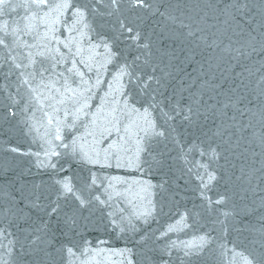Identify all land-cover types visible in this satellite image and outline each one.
Listing matches in <instances>:
<instances>
[{
    "label": "water",
    "instance_id": "95a60500",
    "mask_svg": "<svg viewBox=\"0 0 264 264\" xmlns=\"http://www.w3.org/2000/svg\"><path fill=\"white\" fill-rule=\"evenodd\" d=\"M145 3L0 7V264H264V0Z\"/></svg>",
    "mask_w": 264,
    "mask_h": 264
},
{
    "label": "snow or ice",
    "instance_id": "6c2138e0",
    "mask_svg": "<svg viewBox=\"0 0 264 264\" xmlns=\"http://www.w3.org/2000/svg\"><path fill=\"white\" fill-rule=\"evenodd\" d=\"M119 0H111V4L113 5V7H115L118 4ZM33 3L35 5V7L37 8H42V7H46L47 6V0H33ZM132 6L133 7H147L145 0H131ZM7 4V0H0V7L6 6ZM57 7H61L60 5H57ZM64 8L69 7V5L65 4L63 5ZM75 15L79 16V17H83L84 16V11L81 9H76L75 10ZM6 25H5V29H3V31H5V35H7V31H6ZM120 30H121V35L125 36V39H130L133 44L136 45V47H141V45L138 43V41L140 40V34L138 32H134V29L132 27L127 26L123 21H120ZM0 45H5V40L3 38H0ZM142 47L147 48L148 45L144 44L142 45ZM42 55V54H41ZM137 59H139V57H137ZM35 61L34 60H30L29 61V65H26L25 67L30 66L31 64H34ZM17 67H19V65H17ZM48 69L45 68L43 69V71H41L39 74L43 77L44 72H47ZM71 71V70H70ZM123 74H127L126 73V69H122L121 70V75ZM152 80V77L149 76L147 78V80L144 81V87L147 88L150 86V82ZM29 81L25 80V83H28ZM57 91H59L57 89ZM155 100V97H153V101ZM62 102V101H61ZM153 107H156L158 105H156L155 103L152 105ZM134 112L139 113V109H133ZM175 111V115H172L171 112H163V116L167 118V120H174L177 116H180L181 112L183 111V109H179L178 107H176L174 109ZM191 111V109H189V112ZM143 117L145 122L150 125L151 128V135L152 136H158L161 138L165 137V132L163 131H156V125L155 123L151 120V113L149 112L148 108H144L143 111ZM191 117L190 115H184V119L185 120H189ZM129 129L126 127L124 129L125 132H127ZM117 131H119V129L117 128ZM173 131H175V129H173ZM108 134L111 135V129L108 130ZM146 134H147V130H146ZM57 139H59V136L57 137ZM142 139L140 138L137 140V159H139V153L146 151V147L145 145L142 143ZM173 139H175V137H173ZM177 144H179V142L177 141ZM13 151H16V149H13ZM56 153H52V155H55ZM117 166H120L119 164V160L117 161ZM52 167H55V165L53 164ZM215 179L214 176H210L209 178V183L211 182V180ZM60 183V196L67 198L68 196H72L73 198H75L76 200H78L80 202V206L84 207L85 206V201L80 197V195L74 190L70 180L65 179L64 181L58 182ZM92 183L95 184L96 181L95 179L92 180ZM204 187H207V184L204 185ZM98 199V198H97ZM216 203H222V201L218 200L216 201ZM56 209L53 208L51 210V213H55ZM72 223H75L74 221H72ZM66 225L71 228V224L68 223L66 221ZM172 230V229H170ZM210 243V241L206 240L205 237H200V243H189L187 245H185V247L188 249V251H185V255H192V254H199L200 252L203 251V249L207 246V244ZM67 251L69 253L72 252L71 248H68ZM166 264V262H165ZM245 264H253V262L251 260H248L247 258H245Z\"/></svg>",
    "mask_w": 264,
    "mask_h": 264
}]
</instances>
